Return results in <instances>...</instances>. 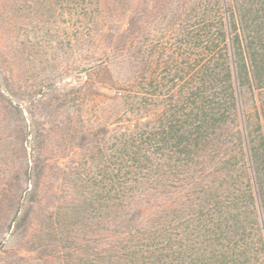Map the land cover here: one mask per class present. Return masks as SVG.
Here are the masks:
<instances>
[{
  "label": "trees",
  "instance_id": "1",
  "mask_svg": "<svg viewBox=\"0 0 264 264\" xmlns=\"http://www.w3.org/2000/svg\"><path fill=\"white\" fill-rule=\"evenodd\" d=\"M91 5L98 19L126 18L103 44L134 69L99 128L114 131L109 154L78 175L68 222L45 212L37 232L45 162L16 155L0 198L15 253L31 264H264V0Z\"/></svg>",
  "mask_w": 264,
  "mask_h": 264
},
{
  "label": "rangeland",
  "instance_id": "2",
  "mask_svg": "<svg viewBox=\"0 0 264 264\" xmlns=\"http://www.w3.org/2000/svg\"><path fill=\"white\" fill-rule=\"evenodd\" d=\"M95 1L0 0V198L21 150L44 160L34 232L45 212L68 222V196L84 192L78 175L97 172L109 154L105 146L114 131L104 138L99 128L119 108L111 98L116 84L133 74L131 64L103 44L106 34L122 31L126 18H96L86 11ZM17 248L15 234L0 230V264H31Z\"/></svg>",
  "mask_w": 264,
  "mask_h": 264
}]
</instances>
